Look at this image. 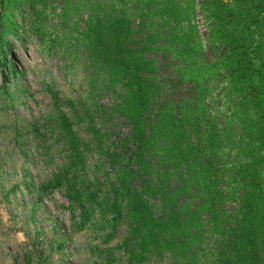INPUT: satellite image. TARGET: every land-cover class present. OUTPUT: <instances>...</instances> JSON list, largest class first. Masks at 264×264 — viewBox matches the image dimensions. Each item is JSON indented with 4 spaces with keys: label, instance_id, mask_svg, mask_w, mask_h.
Masks as SVG:
<instances>
[{
    "label": "trees",
    "instance_id": "trees-1",
    "mask_svg": "<svg viewBox=\"0 0 264 264\" xmlns=\"http://www.w3.org/2000/svg\"><path fill=\"white\" fill-rule=\"evenodd\" d=\"M12 1L0 0V51L15 34ZM59 8L65 42L50 44L82 58L92 96L109 98L100 114L111 128L90 127L83 145L71 137L69 166L39 192L62 190L84 228L97 196L79 190L69 167L92 147L108 164L106 208L129 264H264V0H60ZM162 61L173 78L163 79Z\"/></svg>",
    "mask_w": 264,
    "mask_h": 264
},
{
    "label": "rangeland",
    "instance_id": "rangeland-1",
    "mask_svg": "<svg viewBox=\"0 0 264 264\" xmlns=\"http://www.w3.org/2000/svg\"><path fill=\"white\" fill-rule=\"evenodd\" d=\"M10 5L7 16L15 34L4 35L0 51V264H129L118 247L123 229L114 230L109 221L103 154L86 148L69 167L79 190L97 196L84 228H79L80 215L72 219L62 190L39 192L69 166L71 137L83 145L90 127L111 128L100 114L109 98L92 96L82 58L67 54L64 43L50 44L52 37L65 42L60 0ZM194 22L204 39L207 28L198 8ZM161 65L163 79L173 78V70H166L164 61ZM59 114L66 116L71 135L59 124ZM116 132L127 128L118 124ZM145 264L168 261L151 257Z\"/></svg>",
    "mask_w": 264,
    "mask_h": 264
}]
</instances>
